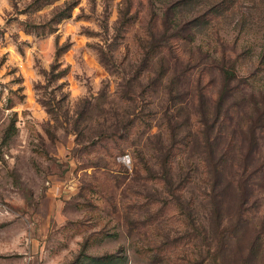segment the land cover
I'll return each mask as SVG.
<instances>
[{
	"label": "rangeland",
	"instance_id": "1",
	"mask_svg": "<svg viewBox=\"0 0 264 264\" xmlns=\"http://www.w3.org/2000/svg\"><path fill=\"white\" fill-rule=\"evenodd\" d=\"M181 1L0 0V264H264V0Z\"/></svg>",
	"mask_w": 264,
	"mask_h": 264
},
{
	"label": "trees",
	"instance_id": "2",
	"mask_svg": "<svg viewBox=\"0 0 264 264\" xmlns=\"http://www.w3.org/2000/svg\"><path fill=\"white\" fill-rule=\"evenodd\" d=\"M182 1L184 3H186V4H188V3L193 4L194 2H196L195 0H182ZM225 1H227V0H225ZM215 8H216V6L213 7L212 9H215ZM216 15H218V14H216ZM263 57H264V53H263ZM263 60H264V58L263 59L261 58L260 61H259V63L262 64L263 63ZM67 70H68V67L65 66L64 68H62L61 70H59L58 74H56L55 77H62V76H64L66 74ZM236 71H237L236 64H233V63H229L227 66H225V63H223L222 66L220 67V74L222 75V77L224 78V80L227 81V82H231V81H233V80L236 79V76H237V72ZM47 73L49 74V72H47ZM51 74H52V71H50V75ZM254 74H255V72L252 73L250 76H253Z\"/></svg>",
	"mask_w": 264,
	"mask_h": 264
}]
</instances>
